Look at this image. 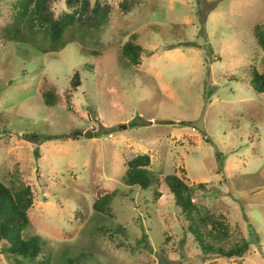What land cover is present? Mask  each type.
Returning <instances> with one entry per match:
<instances>
[{
  "label": "rangeland",
  "instance_id": "obj_1",
  "mask_svg": "<svg viewBox=\"0 0 264 264\" xmlns=\"http://www.w3.org/2000/svg\"><path fill=\"white\" fill-rule=\"evenodd\" d=\"M14 1L0 0V181L31 188L23 235L40 237L36 260L264 264V93L248 83L252 70L264 73L255 36L264 0H139L128 12L103 0V25L75 24L56 46L22 23L17 38L6 36ZM75 7L52 1L55 14ZM133 34L137 64L122 54ZM48 89L53 105L43 101ZM139 154L156 178L146 190L123 182ZM170 173L204 183L193 201L227 228L222 240L207 239L227 248L245 238L247 252L200 250L165 184ZM110 192L108 212L96 211ZM7 245L0 237V264H36Z\"/></svg>",
  "mask_w": 264,
  "mask_h": 264
},
{
  "label": "trees",
  "instance_id": "obj_2",
  "mask_svg": "<svg viewBox=\"0 0 264 264\" xmlns=\"http://www.w3.org/2000/svg\"><path fill=\"white\" fill-rule=\"evenodd\" d=\"M52 1L15 0L13 3L14 24L7 28L6 36L17 38L21 33L18 24L22 23L30 32L41 30L48 42L56 46L60 44L69 27L79 24L99 28L109 16L110 5L103 0H94L89 10L88 0H66L70 7H76L72 11H63L60 14L54 13ZM138 3L139 0H120L118 6L123 12H128ZM256 29V41L264 50V32L258 26ZM131 37L132 39L123 44L122 54L129 63L137 64L142 47L134 42V34ZM249 75L248 83L251 88L258 93H264V73L254 69ZM71 84L74 88L80 84L78 72L74 73ZM43 101L47 105L55 104L56 95L52 89L44 91ZM31 137L37 136L32 134ZM149 164L148 154H139L129 159L126 162L123 182L145 190L151 187L156 182V178L147 168ZM164 181L174 198V203L180 208L187 221V230L193 235L202 252L215 253L225 258L240 257L247 252L249 244L245 238L235 241L227 248L207 239L222 240L227 237V228L222 220L214 218L210 213H203L193 201L192 193L195 187L204 186V183L189 185L175 173L166 174ZM156 193L158 196L161 195L159 191ZM111 196L112 192L99 196L93 202V208L100 213L108 212ZM32 201L33 195L28 184L19 183L11 188L0 181V237L8 243L4 251L36 264H51L50 259L45 256L36 260L42 251L40 237L37 235L24 237L23 235L30 223L28 211Z\"/></svg>",
  "mask_w": 264,
  "mask_h": 264
},
{
  "label": "water",
  "instance_id": "obj_3",
  "mask_svg": "<svg viewBox=\"0 0 264 264\" xmlns=\"http://www.w3.org/2000/svg\"><path fill=\"white\" fill-rule=\"evenodd\" d=\"M76 135H82L85 137H89L92 136L93 132L92 131H86V132H80V131H76L74 132Z\"/></svg>",
  "mask_w": 264,
  "mask_h": 264
}]
</instances>
